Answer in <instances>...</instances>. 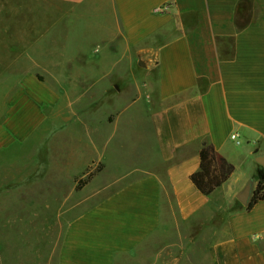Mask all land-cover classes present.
Listing matches in <instances>:
<instances>
[{
    "label": "crops",
    "instance_id": "1",
    "mask_svg": "<svg viewBox=\"0 0 264 264\" xmlns=\"http://www.w3.org/2000/svg\"><path fill=\"white\" fill-rule=\"evenodd\" d=\"M25 10L32 28L48 31L26 42L23 67L19 60L0 158L47 123L65 126L44 134L51 140L87 120L93 135L107 123V142L130 144L139 160L120 170L116 182L127 181L101 186L90 208L66 219L57 264H118L160 231L183 240L165 247L178 254L165 264H264V200L248 209L237 198L249 183L256 189L264 154V0H25ZM204 143L235 166L208 196L191 180ZM55 148L35 151L32 175L10 164L7 191L37 194ZM90 163L43 181L54 195L41 204L55 205V215L57 205L73 204V186L59 196L57 183L81 177Z\"/></svg>",
    "mask_w": 264,
    "mask_h": 264
},
{
    "label": "rangeland",
    "instance_id": "2",
    "mask_svg": "<svg viewBox=\"0 0 264 264\" xmlns=\"http://www.w3.org/2000/svg\"><path fill=\"white\" fill-rule=\"evenodd\" d=\"M32 15L25 10V0H0V123L7 116L9 99L21 80L18 74L23 70L19 67V60L21 59L23 67L27 51L32 47L26 42L48 31L40 27L32 28L33 22H28L27 19L29 17L31 20ZM140 72L139 69V74ZM119 97L121 101L128 98L122 94ZM75 125L76 128H72L69 133L50 140L49 136L45 137V133L66 131L64 125H58L57 130L47 123L25 144L11 149L0 158V264H57L58 247L66 219L90 208L95 203V193L101 186L109 184L112 186L109 190H113L122 185L127 180L116 182L121 175L120 170H124L129 162L134 164L139 161L133 155L130 144L124 148H116V144L110 145L107 142V123L104 135H98L97 132L93 135L90 131L92 136L88 131L87 120L78 121ZM51 145L60 154L56 157L54 167L40 176L42 183L45 180L58 181L71 173L79 174L91 161L81 177L70 182H66L64 178L57 183L59 196L71 184L73 188L67 190L73 191L75 201L71 205H57V215L55 205L45 207L41 204L42 199L54 195L53 190L42 183L38 186L37 194H32L31 189L25 190L22 200L16 197L17 189L8 192L5 188L11 176L7 171L10 164V168L15 170L23 166L22 174L32 175L35 151L49 150ZM18 151L24 152L21 158L17 157ZM97 159H102L105 163ZM51 160V153L46 151L42 156L43 163L50 167ZM3 166L6 167V172L2 171ZM129 167L132 166L127 168ZM41 171L43 166H39L35 174L38 175ZM192 238L187 234L184 243L191 244ZM182 241L179 242L176 233L160 231L143 243L138 257L120 258L118 264H165L178 255L176 249L175 252L171 250L170 254L165 253V247H176ZM186 257L192 261L193 253H186Z\"/></svg>",
    "mask_w": 264,
    "mask_h": 264
},
{
    "label": "trees",
    "instance_id": "3",
    "mask_svg": "<svg viewBox=\"0 0 264 264\" xmlns=\"http://www.w3.org/2000/svg\"><path fill=\"white\" fill-rule=\"evenodd\" d=\"M200 170L192 174L191 180L204 195H211L232 176L235 166L222 156L212 144L204 143L200 151ZM258 181L253 191L248 209L264 200V168L259 166L256 173Z\"/></svg>",
    "mask_w": 264,
    "mask_h": 264
},
{
    "label": "water",
    "instance_id": "4",
    "mask_svg": "<svg viewBox=\"0 0 264 264\" xmlns=\"http://www.w3.org/2000/svg\"><path fill=\"white\" fill-rule=\"evenodd\" d=\"M256 162L264 168V154L258 155L256 157ZM253 193V186L252 183H249L244 190L237 196L239 202L244 206H247L250 203L251 197Z\"/></svg>",
    "mask_w": 264,
    "mask_h": 264
},
{
    "label": "built area",
    "instance_id": "5",
    "mask_svg": "<svg viewBox=\"0 0 264 264\" xmlns=\"http://www.w3.org/2000/svg\"><path fill=\"white\" fill-rule=\"evenodd\" d=\"M231 139L236 142V143H239V135L237 132H234L232 135H231Z\"/></svg>",
    "mask_w": 264,
    "mask_h": 264
}]
</instances>
